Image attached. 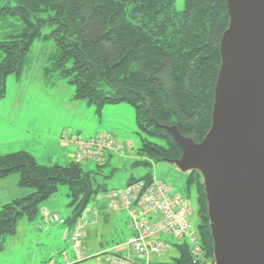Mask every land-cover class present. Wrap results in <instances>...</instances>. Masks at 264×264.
Wrapping results in <instances>:
<instances>
[{
    "label": "trees",
    "instance_id": "trees-1",
    "mask_svg": "<svg viewBox=\"0 0 264 264\" xmlns=\"http://www.w3.org/2000/svg\"><path fill=\"white\" fill-rule=\"evenodd\" d=\"M0 0V96L6 79L20 75L36 40H52L56 51L45 68L74 86V100L95 105L131 104L135 108L141 144L134 165L179 159L182 150L167 127L176 126L186 137L201 142L213 121L216 82L221 68V38L230 23L227 0ZM48 27L50 32L45 33ZM160 125V126H158ZM152 139H158L155 142ZM104 162L99 163L103 168ZM103 171V170H102ZM20 173L19 185L30 189L0 208V251L20 219L34 220L41 205L65 184L70 226L82 218L87 205L108 192L92 172L75 160L67 165L40 164L26 150L0 154V179ZM150 170L141 180L154 179ZM137 179L130 178V183ZM196 190L198 235L202 255L197 263L214 261V240L203 177L189 172L184 188ZM65 223V224H66ZM179 255L171 262L192 264L187 242L176 244ZM83 260V259H82Z\"/></svg>",
    "mask_w": 264,
    "mask_h": 264
},
{
    "label": "rangeland",
    "instance_id": "rangeland-1",
    "mask_svg": "<svg viewBox=\"0 0 264 264\" xmlns=\"http://www.w3.org/2000/svg\"><path fill=\"white\" fill-rule=\"evenodd\" d=\"M175 5L177 10H182L184 0H176ZM50 30L46 27L44 32L48 33ZM55 51L54 41L36 40L26 58L22 73L7 77L6 93L0 96V154L26 150L32 153L40 164L64 166L74 160L75 140L84 141L110 133L120 146L124 145V148L117 149L119 155L118 157L114 155L113 166L100 168L99 162L84 160L81 162L82 168L86 172H92L99 183L107 185L109 191L122 188L121 186L131 177V173L135 178L141 179L153 170L155 178L163 180L173 193L179 192L189 200L194 209L191 223L193 230L198 233L200 218L197 193L193 190L188 197L184 189L189 173L181 171L168 161H151L153 164L151 168L144 164L134 165L137 159L145 160L139 158L137 153L141 137L138 134L135 108L131 104L120 103L107 105L99 113L95 105L73 99L75 88L68 81L54 77L53 81L47 82L45 68L50 64ZM152 140L160 142L158 139ZM116 166L119 169H114ZM68 192L69 187L62 184L55 194L58 204L55 213L60 218H68L67 212L70 215L72 212ZM102 199H107L111 203L107 192H101L98 200H93L87 205L81 219L89 221L88 213ZM22 219L35 228L26 230V227L19 226ZM22 219L17 224L16 233L8 235L4 240L0 264H40L45 257L58 262L62 255L73 254L71 245L66 246L63 251L56 248V235L52 228L60 227L59 222L50 226L52 228L49 230L46 225L45 233H42L41 214L34 220ZM84 238L83 236V241ZM95 238L92 236L87 240L85 238V245L92 248L95 243L98 244L99 241L96 242ZM164 239L172 243V246L161 255H156L160 260H165L164 262H171L179 255L176 244L190 242L189 238L182 240L171 235L165 236ZM44 254L47 255L43 257ZM107 254L89 253L86 259L78 264H110L106 260Z\"/></svg>",
    "mask_w": 264,
    "mask_h": 264
},
{
    "label": "water",
    "instance_id": "water-1",
    "mask_svg": "<svg viewBox=\"0 0 264 264\" xmlns=\"http://www.w3.org/2000/svg\"><path fill=\"white\" fill-rule=\"evenodd\" d=\"M227 6L211 128L195 142L167 127L182 150L168 162L203 177L211 264H264V0H227Z\"/></svg>",
    "mask_w": 264,
    "mask_h": 264
},
{
    "label": "built area",
    "instance_id": "built-area-1",
    "mask_svg": "<svg viewBox=\"0 0 264 264\" xmlns=\"http://www.w3.org/2000/svg\"><path fill=\"white\" fill-rule=\"evenodd\" d=\"M74 152V160L81 163L84 160L104 162L111 151L124 148L110 133L99 137L79 141ZM112 206L117 210H125L129 216L132 234L126 244L134 250L135 258L107 254L110 264H144L152 263L153 255H161L170 248L172 243L164 239L171 235L174 238L190 239L188 245L194 256L193 263L198 262L202 255V246L198 233L193 230L191 217L193 208L188 199L181 193H173L171 188L161 179L136 180L125 187L107 192ZM52 222L66 223L56 213L49 215ZM87 220L79 219L71 229L70 245L77 260L84 259L83 236ZM55 264V263H50Z\"/></svg>",
    "mask_w": 264,
    "mask_h": 264
},
{
    "label": "crops",
    "instance_id": "crops-1",
    "mask_svg": "<svg viewBox=\"0 0 264 264\" xmlns=\"http://www.w3.org/2000/svg\"><path fill=\"white\" fill-rule=\"evenodd\" d=\"M75 145L77 147L78 143L76 142ZM116 153H117V150L111 151L110 153L107 154L105 166H108V167L113 166L112 161L115 158L114 155H116L117 157L119 155L118 153L117 154ZM135 158H137V155ZM114 169H119V167L116 166L114 167ZM130 175L131 177H134L132 173ZM130 178L128 179L127 183L124 184L123 186L130 183ZM19 181H20V175H18L17 173L12 174L6 178L0 179V208L5 203L11 201L14 198L25 196L28 193H30V189L26 187H21L19 185ZM176 193H179V192H176ZM96 200H98V197L96 198ZM57 205H58L57 197L55 195L51 196L47 201L42 203L41 209H40V214L42 216V224L40 227L42 228V233L44 232L46 225H48V230H49L50 228H52L50 226H52L55 223H58V222H52L49 219V215L55 213ZM193 212H194V209H193ZM67 213L69 217L70 214L69 212ZM88 214H90L87 216L89 221L87 220L88 224L85 230L84 237L86 238V240L90 236L94 238L96 237L95 238L97 240L96 242L98 241L99 242L98 244L95 243L96 245H94L92 248H89V245H85V238H84V241H83L84 259L77 260L75 253L73 252L72 255L68 253L65 254L64 256L62 255L60 259L56 257V259H58V262L57 260L54 261V260H51L45 257L41 261L40 264H50V263L78 264L79 262L84 261L86 259L85 257L88 256L89 253L92 255L98 254V253H108V254L111 253V254L120 255L123 257L135 258L134 250L132 249V247L126 244V240L132 234L127 211L117 210L112 206V203L108 202L107 199H102L101 201H98V205L93 207ZM63 219H67V218H63ZM19 226L26 227L27 228L26 230L35 228L34 225H32L31 227L30 223H28L24 219H22V221L19 222ZM71 229H72V226H70L67 223L66 224L60 223V227L52 228V231H54L56 235V238H55L57 241L56 248H58L59 251H63L66 246L67 247L70 246ZM52 253H54V251ZM45 255L47 254H44L43 257ZM0 256H2L1 253H0ZM157 257L159 256L153 255L152 262L165 261V260H160V258H157ZM137 264H144V263L141 261H137Z\"/></svg>",
    "mask_w": 264,
    "mask_h": 264
}]
</instances>
